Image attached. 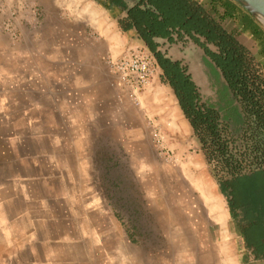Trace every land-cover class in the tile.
I'll return each mask as SVG.
<instances>
[{"label": "crops", "instance_id": "1", "mask_svg": "<svg viewBox=\"0 0 264 264\" xmlns=\"http://www.w3.org/2000/svg\"><path fill=\"white\" fill-rule=\"evenodd\" d=\"M29 1L43 9L39 36L25 33L15 48L0 37V115L11 116L8 124L11 133L5 139L2 137L5 143L0 145L4 180L0 185V236L8 234L11 228L13 264H25V259L27 264H43L36 259V242L55 243L67 253L73 244L72 235L55 233L47 240L37 241L34 227L45 219L54 225H58L57 219H64L67 225L68 214L73 211L80 212L79 216L85 209L99 213L102 207L94 184V148L108 140L115 125L121 139L125 131L128 140L141 137L135 133L141 125L129 115L121 119L123 114L116 110L111 77L105 59H101L103 48L85 41L89 25L77 18H68L61 5L67 0ZM79 1V7L97 18L107 15L109 26L105 39L109 44L115 34V24L111 21L124 20L125 14L120 16L114 12L105 0ZM199 1L205 6L208 3L207 10L222 23L234 22L235 28H224L236 34L242 45L240 32L247 40L254 41L264 79V29L234 2ZM48 2L59 5L51 9L45 6ZM226 10L230 16H224ZM3 129L0 126V131ZM0 135L3 134L0 132ZM219 194L227 208L217 234L221 248L234 242L237 264H264V247L261 250L248 245L241 229V216H233L231 197L222 193L221 186ZM242 210V205L237 204L235 211L240 214ZM57 212L63 214L58 216ZM110 221L113 230L108 237L116 242L123 240L124 246L111 247L106 253V264H133L131 244L117 223ZM178 225L181 226L180 222ZM98 233L101 232L97 231L93 239L99 238ZM78 239L82 242L83 234L75 242ZM0 242L4 243L3 236ZM63 257L68 260L67 255ZM48 264H58V261Z\"/></svg>", "mask_w": 264, "mask_h": 264}, {"label": "rangeland", "instance_id": "2", "mask_svg": "<svg viewBox=\"0 0 264 264\" xmlns=\"http://www.w3.org/2000/svg\"><path fill=\"white\" fill-rule=\"evenodd\" d=\"M79 2L67 0L61 5L68 18H77L89 25L85 41L103 48L101 59H105L111 77L116 110L123 114L121 119L129 115L133 122L141 125L138 133L135 132L141 137L128 140L125 131V137L121 139V132L115 125L108 140L101 141L94 148V184L102 209L99 213L85 209L80 216L78 211L69 212L67 225L64 219H57L58 225L48 219L37 223L34 227L37 241L63 232L73 237L67 253L63 248L59 250L55 243L36 242L37 262L48 264L57 260L58 264H106L109 249L114 245L124 246L123 240L116 242L108 237L109 231L113 230L110 220H113L131 244L135 257L133 264H237L235 243L221 248L217 236L227 209L219 194L217 164L194 133L172 88L162 81L161 69L155 80L140 92L138 102L123 96L113 85L108 62L119 58L129 47L146 45L119 18L111 21L115 24V34L108 44L105 39L109 26L107 15L97 18L79 7ZM58 5L45 4L51 9ZM42 16L43 9L38 3L3 0L0 2V37L15 48L22 42L23 34L29 32L34 37L39 36ZM7 24L14 28L16 38L4 30ZM223 24L228 30L235 28L231 20ZM240 34L243 46L254 57V63L262 68L254 41L247 40L243 32ZM10 117L0 115V126L4 127L0 131L3 134L0 135L1 146L11 133ZM2 175L0 167V185L4 181ZM57 214L60 216L63 212ZM10 230L2 235L0 264H13L15 250L12 249L14 243ZM97 231L101 232L99 238L93 239ZM82 234L84 240L75 242ZM64 255L68 260L65 261Z\"/></svg>", "mask_w": 264, "mask_h": 264}, {"label": "flooded vegetation", "instance_id": "3", "mask_svg": "<svg viewBox=\"0 0 264 264\" xmlns=\"http://www.w3.org/2000/svg\"><path fill=\"white\" fill-rule=\"evenodd\" d=\"M105 1L126 19L133 7H148L144 0H123L126 7ZM195 1L211 13L204 3ZM132 30L173 73L168 85L203 148L217 164L220 184L229 188L248 177H263L264 102L255 90L254 78L246 88L242 76H227L223 68L227 51L212 41L208 32L185 25L169 26L159 35L147 29L141 37L137 29Z\"/></svg>", "mask_w": 264, "mask_h": 264}, {"label": "trees", "instance_id": "4", "mask_svg": "<svg viewBox=\"0 0 264 264\" xmlns=\"http://www.w3.org/2000/svg\"><path fill=\"white\" fill-rule=\"evenodd\" d=\"M115 5L126 7L123 0H111ZM147 8L133 7L129 16L123 20L127 29H137L142 37V32L151 29L154 35H159L163 28L169 26H188L197 29L200 33H207L210 39L223 45L227 51V63L223 66L227 76H242V83L247 86L250 78L253 79L255 90L260 100L264 102V79L261 67L254 63V57L246 48L229 33L221 23L208 13L195 0H144ZM212 14V15H211ZM229 15L228 10L224 16ZM230 16V15H229ZM158 63L163 69L162 81L169 83L173 74L166 67L165 61ZM248 88V86L246 87ZM223 194L231 197V207L234 217L241 216V229L245 234L249 246H255L261 250L264 247V176L260 179L248 177L235 183L233 187L220 184ZM229 190V191H228ZM237 204L242 205L243 210L238 214L235 211Z\"/></svg>", "mask_w": 264, "mask_h": 264}, {"label": "built area", "instance_id": "5", "mask_svg": "<svg viewBox=\"0 0 264 264\" xmlns=\"http://www.w3.org/2000/svg\"><path fill=\"white\" fill-rule=\"evenodd\" d=\"M4 30L16 38V32L9 24ZM108 64L113 85L123 96L135 102H138L140 92L155 80L160 71L155 55L144 45L129 47L119 58L109 60Z\"/></svg>", "mask_w": 264, "mask_h": 264}, {"label": "water", "instance_id": "6", "mask_svg": "<svg viewBox=\"0 0 264 264\" xmlns=\"http://www.w3.org/2000/svg\"><path fill=\"white\" fill-rule=\"evenodd\" d=\"M264 29V0H231Z\"/></svg>", "mask_w": 264, "mask_h": 264}, {"label": "bare ground", "instance_id": "7", "mask_svg": "<svg viewBox=\"0 0 264 264\" xmlns=\"http://www.w3.org/2000/svg\"><path fill=\"white\" fill-rule=\"evenodd\" d=\"M73 2V1H72ZM84 13V12H83ZM87 14V13H86ZM92 16V15H91ZM89 17V16H88ZM92 18V17H91ZM89 19V18H88ZM97 21V20H96ZM95 22V21H94ZM98 24H99V22H98ZM95 26V25H94ZM96 27V26H95Z\"/></svg>", "mask_w": 264, "mask_h": 264}]
</instances>
